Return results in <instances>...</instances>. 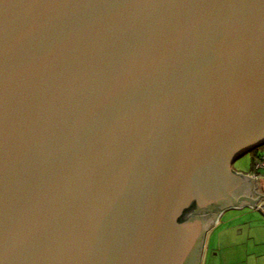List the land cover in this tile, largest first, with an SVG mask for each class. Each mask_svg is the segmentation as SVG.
I'll return each mask as SVG.
<instances>
[{
    "label": "water",
    "instance_id": "water-1",
    "mask_svg": "<svg viewBox=\"0 0 264 264\" xmlns=\"http://www.w3.org/2000/svg\"><path fill=\"white\" fill-rule=\"evenodd\" d=\"M261 144L264 0H0V264H201Z\"/></svg>",
    "mask_w": 264,
    "mask_h": 264
},
{
    "label": "rangeland",
    "instance_id": "rangeland-1",
    "mask_svg": "<svg viewBox=\"0 0 264 264\" xmlns=\"http://www.w3.org/2000/svg\"><path fill=\"white\" fill-rule=\"evenodd\" d=\"M255 150H249L242 154L233 163L236 171L244 174L253 171ZM261 183L264 189V168L260 169ZM261 204L264 208V196ZM251 204L242 206H227L218 213L212 227L207 232L204 251L203 264L212 259L215 264H227L226 258L236 255L238 260H242L244 255L252 259L264 255V209ZM216 254V255H215Z\"/></svg>",
    "mask_w": 264,
    "mask_h": 264
},
{
    "label": "crops",
    "instance_id": "crops-1",
    "mask_svg": "<svg viewBox=\"0 0 264 264\" xmlns=\"http://www.w3.org/2000/svg\"><path fill=\"white\" fill-rule=\"evenodd\" d=\"M261 174H260V176H259V178L258 179H254V178H251L250 177V181H251V187H250V191L252 192V196L254 197V198H256V196H255V190H254V187H252V185L253 186H255L256 184H255V182H257V183H259V185H260V183H261ZM256 188V187H255ZM260 201L261 200H259L258 201V203H257V205L255 206V207H259L260 209H262L263 207L262 206H260L259 204H260ZM245 204H250V202H246V203H243V204H241V205H239V206H242V205H245ZM254 206V205H253ZM264 209V208H263ZM222 212V211H221ZM220 212V213H221ZM220 213H219V215H220ZM218 215V216H219ZM218 219V218H217ZM217 219H216V221H217ZM215 221V222H216ZM215 224V223H214ZM212 227V226H211ZM210 227V228H211ZM209 231V230H208ZM216 255V254H215ZM236 255H234V256H232V258H230V257H228V258H226V262H227V264H264V255H262V256H257L256 258H253L252 259V257H251V259H249V258H247V256L248 255H244V258L242 259V260H238L237 261V259H238V257H236V259L234 258ZM213 258H214V256H213ZM213 258L212 259H208L207 260V264H215V261L213 260ZM202 259H203V257H202ZM203 261V260H202ZM201 264H203V262H201Z\"/></svg>",
    "mask_w": 264,
    "mask_h": 264
},
{
    "label": "built area",
    "instance_id": "built-area-1",
    "mask_svg": "<svg viewBox=\"0 0 264 264\" xmlns=\"http://www.w3.org/2000/svg\"><path fill=\"white\" fill-rule=\"evenodd\" d=\"M262 168H264V147L257 150L253 162V171L247 175L251 176V178L258 179L261 174L260 169ZM259 205L263 207V204L260 203Z\"/></svg>",
    "mask_w": 264,
    "mask_h": 264
},
{
    "label": "flooded vegetation",
    "instance_id": "flooded-vegetation-1",
    "mask_svg": "<svg viewBox=\"0 0 264 264\" xmlns=\"http://www.w3.org/2000/svg\"><path fill=\"white\" fill-rule=\"evenodd\" d=\"M232 167H233V166H232ZM258 184H259V183H258ZM252 187H254V186L252 185ZM255 189H257V190H259V191L264 190V189L262 188L261 185L256 186ZM258 195H259V193L255 192V196L257 197ZM263 196H264V195H261V196H260V200L262 199Z\"/></svg>",
    "mask_w": 264,
    "mask_h": 264
},
{
    "label": "trees",
    "instance_id": "trees-1",
    "mask_svg": "<svg viewBox=\"0 0 264 264\" xmlns=\"http://www.w3.org/2000/svg\"><path fill=\"white\" fill-rule=\"evenodd\" d=\"M263 147H264V144H261V145L255 147V148L253 149V150H255V154H256L257 150L262 149ZM255 154H254V156H255Z\"/></svg>",
    "mask_w": 264,
    "mask_h": 264
}]
</instances>
